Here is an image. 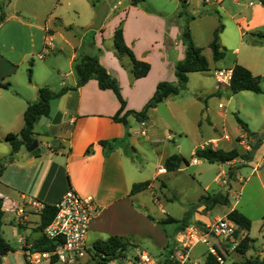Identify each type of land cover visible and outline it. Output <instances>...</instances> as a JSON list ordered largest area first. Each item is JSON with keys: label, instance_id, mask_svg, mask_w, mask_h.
I'll return each mask as SVG.
<instances>
[{"label": "crops", "instance_id": "0c3cea01", "mask_svg": "<svg viewBox=\"0 0 264 264\" xmlns=\"http://www.w3.org/2000/svg\"><path fill=\"white\" fill-rule=\"evenodd\" d=\"M204 1V5L218 7L222 15L218 10H214L216 14H220L222 19L225 17L230 23L223 26L220 35V43L225 49V56L217 62L219 65L214 70V83L207 85L202 79L205 77H198L205 75L210 70L189 75L187 88L193 87L195 94L202 97H199V100L207 101L205 108L201 110V118H198L196 123L199 129L207 127L214 132L207 143L195 146L192 152L193 156L197 149L206 146L225 151L233 149L239 151L237 146L233 148L234 146L224 145L225 141L231 143L232 139L226 132L221 134L218 128V117L225 118L228 109L226 106L219 108L222 104H219L218 108L210 107L209 102L217 98H227L230 103L239 94H245V92L234 94L231 91V85L219 84L215 78V71L221 69L233 71L236 65H241L248 69L253 76L260 77L261 88L264 84V4L262 1ZM145 2L138 6H132L130 3L114 17L115 22L109 28L106 27L112 19L108 20L110 15L104 18L101 24L103 27L99 31L92 27L96 9H93L89 14L90 19L86 26H78L81 31L77 34L73 31L74 27L66 25L63 19H56L62 22L61 26L66 31L47 29L43 48L41 51L40 48L36 51V56H34V50L37 48L34 45L22 53L21 61L32 56L39 60V63L30 64L34 67L33 74L36 70L38 73V80L30 85H25L23 81L16 79L19 72L18 65L21 62L18 64L10 58L6 59L4 56H0V85H8V88H0V161H5L11 156L12 148L5 138L8 134L19 133L23 129L25 111L29 104L38 101L40 88L48 87L54 93H58L65 87L76 86L77 76L74 67L83 54L97 57L100 64L118 81L122 97L126 102L124 113L127 111L141 112L152 99L161 82L178 84L176 65L186 56L183 33L187 26V18L191 14L190 10L188 9V16H185L184 19L181 15L183 9L180 0L179 7L171 14L146 8L143 5ZM192 2L193 0L188 1L189 8ZM120 5L119 3L118 6ZM108 7L109 12L117 9V6L110 7L108 5ZM121 23L125 42L134 52L136 59L151 66L149 74L144 78L135 79L130 59L128 57L119 59L116 53L114 34ZM220 24L221 22H216L211 31H194L193 25H189L195 45L202 49L204 56L206 55L209 69L208 54H211L213 59L210 44L213 41L214 32ZM51 54L54 55V61L48 63L46 56ZM64 59L67 63L66 69L62 65ZM262 90L261 94H264V89L262 88ZM230 92L234 94V97L229 96ZM180 95L169 97L161 104L169 102H173V104L182 102L183 104L185 99H178L179 101L176 99L181 98ZM57 99L59 100L57 111L66 113L67 120L61 121L57 125L36 124L35 140L39 141L41 154L38 156L28 154L22 160L20 154L25 152L26 148L22 149L13 156V161L6 164L2 174L0 185V199L4 212L2 233L14 249L13 252L2 257V264H28L23 254L22 240L33 246L44 236V231L40 230L42 213L27 210L23 216H18V208L33 201L44 205H54L69 191H74L82 197H92L99 206V213L93 220L88 235V244L91 249L97 242L106 241L110 237L116 236L132 243L147 239L150 245L159 252V256L162 255L170 242L168 235L172 236V233H176L177 224L170 225V230L166 231L159 224L160 221L152 222L149 213H143L140 209L144 206V202H141L140 198L145 191L156 189L155 181L161 176L166 173H174L168 172L165 168L166 160L174 154L165 153L167 147L164 143L158 140L154 141L148 134L146 137H142L140 134L142 127L135 117L129 116L127 125L114 121L113 117L121 107L120 101L112 90H101L95 79H91L78 90L66 92ZM160 105L149 110L147 124L154 126L155 121H150L151 113L156 112ZM240 108L241 106L238 107V109ZM237 118L246 124L248 131L240 126ZM235 119L244 131V134L236 137L237 145L242 146L247 153L249 152L246 151L247 149L264 145V135L260 136V134L251 131L249 125L240 117L235 116ZM247 119L250 120L248 117ZM136 123H139L140 128L136 127ZM44 127L45 133L41 132L43 131L41 128ZM46 135L53 137V141L43 140ZM225 136H228L229 139H225ZM153 137H155L154 134ZM172 137V134L169 133L167 140H172ZM55 141H59L57 149H54ZM102 141L113 143L114 148L108 150L101 145ZM212 142H215V146L207 145ZM147 143L152 148V153L157 161V170L149 173V176L153 175L152 180H148L149 176L146 177L140 172L136 158L139 154L137 148L145 147ZM130 147H133L132 152L129 151ZM177 148L179 149L177 154L184 157L180 152V144ZM245 152L239 154L246 155ZM256 158L254 150L251 160L238 159L250 161V163L256 162L254 168L256 170L262 165L261 161ZM238 159L226 165L234 164L238 162ZM230 175L231 173L228 176V171H225L216 178V181L224 186H229L230 178L233 177ZM222 176H225L224 180H221ZM147 181L151 183L148 189L135 195L131 194L135 184ZM161 185L164 186V183ZM138 199L139 205L136 203ZM200 201H203V196ZM209 206L199 205L194 212H187L183 218H172L185 221L188 225L206 224L217 218H222L209 219ZM233 210L235 207L223 217H228ZM9 215H14L12 221L9 220L10 218L8 219ZM6 228L13 230L12 236L18 239V247L15 248L7 238ZM251 232L252 226L250 231L239 233L237 237L239 242L245 236H249L252 242L245 255L239 252L232 255L238 258L233 264H245L247 260L261 259L264 244H261L260 249L253 248L255 240L251 236ZM197 248L193 250L192 258L197 264H205L207 257L203 251L197 250ZM141 251L144 250L142 249L138 253ZM19 258H23L25 263H20ZM201 259L204 261L202 262ZM46 262L48 264L62 263L52 260L44 261L42 264H46ZM85 264H92V262L88 260Z\"/></svg>", "mask_w": 264, "mask_h": 264}, {"label": "rangeland", "instance_id": "374dc122", "mask_svg": "<svg viewBox=\"0 0 264 264\" xmlns=\"http://www.w3.org/2000/svg\"><path fill=\"white\" fill-rule=\"evenodd\" d=\"M131 1L0 0V56H4L6 59L10 58V60H14L18 64L21 62L18 65L19 72L16 75V79H20L25 85H30V83L38 80L37 70L33 74L34 67L30 64L34 62L39 63V60L32 56L21 61L22 53L34 45L37 48L34 50V56H36V51L39 48L41 51L43 48L44 40L47 36L45 31L47 29L66 31L61 26L62 22L57 21L58 19H63L66 25L74 27L73 31L77 34L81 31L78 26H86L88 24L90 19L89 14L92 13L93 9H96L97 12L102 5L117 6V9L108 11L106 15V17L110 15L108 20H113L109 21L110 23L106 27L109 28L115 22L114 17L126 8ZM119 3L121 4L120 6H118ZM204 4V0H193L192 5L188 8L191 16L189 15V18H187L186 24L188 26L192 24L194 31H211L216 22H221L220 25L223 26L230 23L225 17L223 19L220 17L222 12L218 7ZM143 5L158 12L171 14L179 7V0H146ZM214 10H218L221 15L216 14ZM96 12L94 16H96ZM183 17L185 19V15ZM102 27L101 25L96 30L99 31ZM208 56L210 72L198 77H205L202 79L207 85H212L214 83V70L219 64L212 59L211 54H208ZM46 59L48 63H53L54 55L46 56ZM62 65L66 69L67 63L65 59ZM29 68L32 70L31 80ZM262 88L264 89V84ZM229 96L234 97V94L230 92ZM179 97L181 98L176 99H185L183 104L182 102L161 104L156 112L151 113L152 118H150V121L154 120L155 124L154 126L147 124L145 130L154 141L158 140L164 143L165 147H167L165 153L171 155L177 154L179 152L177 146L180 144V152L189 161L190 165H184L178 172L166 173L156 180V189L147 190L142 194L140 200L144 202V206L140 209L143 213H149L152 222H161L168 217L183 218L187 212H194L199 205L204 204L209 206L205 200L200 201L202 196L207 197V195L222 194L228 198V203L226 205L219 203L209 206V219L223 217L235 207V209L243 212L251 220V236L255 240L253 248L260 249L261 244H264V145H260L255 149L256 160L261 161L260 163L262 164L256 170L254 169L256 162L250 163V161L240 159L229 166L226 164L209 163L199 158H197L198 163L193 164V149L197 144L207 143V140L213 136L214 132L211 128L207 127L199 129L196 123L197 119L201 118V110L205 108L207 101L199 100L201 96L195 94L193 87L184 90ZM228 100L227 98H217L209 102V106L215 108H218L219 104L226 106L228 109L227 116L225 118L218 117L217 119L219 131L221 134L222 132H226L232 139L231 143L225 141L224 145L234 146L233 148L237 146L238 152L243 154L245 152L243 147L237 145L235 140L236 137L244 134V131L238 125L235 116L240 117L247 123L251 131L260 134V136L264 135V94L258 95L245 92V94H239L230 103ZM239 106H241L240 109H238ZM136 124L138 125L139 123ZM137 125L136 127L140 128ZM37 129L40 130V128ZM41 129H43L41 132L45 133V127ZM169 133L173 136V139L170 141L167 140ZM153 134L155 137H153ZM132 149L133 147H130L129 151L132 152ZM252 149L253 147L246 151H251ZM137 150L139 152L136 156L139 170L144 176L148 177L150 172L157 170L155 155L152 153L149 143L145 147L137 148ZM225 171H228V176L230 173L233 175L230 178L229 186H224L222 183L220 184L216 181V178ZM152 177L153 175H150L148 180H152ZM222 177L221 180H224L225 176ZM163 183L164 186L161 185ZM136 203L137 205L140 204L139 199ZM9 216L8 219L10 218L9 220L12 221L14 215ZM172 227L174 228V226ZM163 228L167 231L168 229L170 230L171 226L165 225ZM12 233V229L6 228V236L16 248L18 247V239L14 238ZM174 236L175 233H172V237H168L169 240L174 239ZM132 245L133 247L127 252L126 259L120 264H134L135 256L142 249L155 257H159V252L150 245L147 239H142L137 243H132ZM197 250L203 251L207 259L210 257L207 255V248L205 246L200 245ZM235 259L238 258L230 256L226 259L225 264H233L236 261ZM18 261L25 263L23 258H19ZM201 261L203 262L204 259H201ZM46 264L48 263L46 262Z\"/></svg>", "mask_w": 264, "mask_h": 264}, {"label": "trees", "instance_id": "16d2710c", "mask_svg": "<svg viewBox=\"0 0 264 264\" xmlns=\"http://www.w3.org/2000/svg\"><path fill=\"white\" fill-rule=\"evenodd\" d=\"M146 0H132V6H138L139 4L145 2ZM188 1L189 0H180L182 5L181 15L188 16ZM264 4V0H261ZM69 30L72 28H68ZM223 31V25H220L214 32L213 41L210 44V48L213 53V60L218 62L222 60L225 56V49L222 47L220 43V35ZM183 41L186 46V56L185 59L179 62L176 65V76L178 78V84L174 85L168 82H161L157 90L152 97V99L148 102L146 107L141 112L136 111H127L124 113L126 108V102L122 97L121 89L118 84V81L113 78L108 71L100 64L97 57L83 54L81 55L78 62H76L74 70L77 76V84L74 87H65L60 92L54 93L48 87H42L39 89V98L36 103L29 104L25 114H24V127L19 133H10L6 136L5 141L11 146L12 152L11 156L5 160L0 161V185H1V177L3 171L6 167V164L10 161H13V156L18 154L22 149L27 148L32 145L35 141V126L36 122L39 121L42 117L48 116L50 113V101L55 98H60L66 92L70 90H78L85 84H87L91 79H95L98 81L99 88L101 90H112L120 101L121 107L118 113L113 117V120L116 122H121L125 125L128 124L127 118L129 116H133L139 122L148 121V112L149 110L156 108L158 105L163 103L166 99L172 96L180 95L184 90H186L189 75L192 73H203L208 72L209 62L207 58L204 56L201 48L197 47L192 38L190 28L187 25L185 27L183 33ZM114 47L119 59L123 57H128L132 63V73L135 79H140L146 77L150 70L151 66L148 63L139 61L136 59L134 52L125 42L123 35V27L122 23L117 27L114 34ZM32 72L29 70V76L31 80ZM261 79L260 77H255L252 73L241 65H236L233 69L232 82H231V91L234 94L240 92H253L256 94L263 93L261 88ZM0 88H8V85H0ZM124 115L121 117V115ZM240 126L248 131L246 124H244L239 118H237ZM117 143V141H115ZM101 145L108 150L114 148L113 143H109L106 141H102ZM256 149L254 147L251 151H249L246 155H240L236 149L231 151H225L222 149H213L211 146H206L204 148L197 149L194 158H199L201 160H205L209 163H219V164H227L241 158L243 160H251L252 153ZM189 166V161L179 155L174 154L170 156L165 163V168L168 172L178 171L183 166ZM150 182L137 183L133 186L131 194L135 195L137 193L143 192L149 188ZM208 204H223L226 205L228 203V198L223 195H214L203 197ZM208 206V205H207ZM56 208L53 205H46L45 210L43 211L42 223L40 226V230L45 231V229L51 224L55 215ZM3 217L4 212L2 211V200L0 199V264H2V257L13 252V247L9 244V242L3 237L2 227H3ZM228 218L234 221L239 230L236 233V237H238L241 231H250L252 223L251 220L246 217L243 213L238 210H233L229 213ZM159 224L165 225H173L177 224L176 233L183 230L188 224L185 221H178L172 217H168L166 220L159 222ZM175 233V234H176ZM171 235H168L170 238ZM172 237V236H171ZM252 240L249 236H245L243 240L240 242L237 252L242 255H245L247 251L250 249V243ZM171 241L168 243L167 247H170ZM54 241H51L45 237V235L37 241L33 245V250L35 251H50L54 249ZM133 247L132 243L125 240L122 237H110L106 241L97 242L93 248L91 249V253H93L94 258L97 263L100 264L102 262H108L115 258H123L127 257V252L129 249ZM100 258V259H98ZM205 264H219L216 259L210 256ZM245 264H261L258 260H247Z\"/></svg>", "mask_w": 264, "mask_h": 264}, {"label": "built area", "instance_id": "2783aa9c", "mask_svg": "<svg viewBox=\"0 0 264 264\" xmlns=\"http://www.w3.org/2000/svg\"><path fill=\"white\" fill-rule=\"evenodd\" d=\"M233 71L221 69L215 71L219 84L231 85ZM220 105L219 108H222ZM141 136L146 137L147 121L140 122ZM225 139H229L225 136ZM212 144H215V142ZM197 158L192 159L196 164ZM57 212L51 224L45 229L44 235L51 241H57L50 251H35L25 240H22V250L28 264H42L44 261L56 260L64 264H85L90 260L98 264L91 253L88 235L91 224L99 213V206L92 197H82L74 191L66 193L60 201L53 205ZM46 205L31 202L18 208L17 215L23 216L27 210L43 213ZM238 225L228 217L217 218L206 224H189L177 232L162 255L155 257L141 251L135 256L134 264H197L192 258V252L198 246L207 248V255L216 259L217 263L225 264L226 259L237 252L240 244L236 237ZM100 259V258H98ZM126 259V258H125ZM125 259L115 258L100 264H120ZM264 264V252L258 260Z\"/></svg>", "mask_w": 264, "mask_h": 264}, {"label": "water", "instance_id": "95a60500", "mask_svg": "<svg viewBox=\"0 0 264 264\" xmlns=\"http://www.w3.org/2000/svg\"><path fill=\"white\" fill-rule=\"evenodd\" d=\"M108 10H109L108 5H102L101 8L96 12L95 21L92 25V27L94 29H99L101 27V24H102L104 18L106 17ZM58 103H59V100L57 98L52 99L50 101L51 109H50L49 115L42 117L39 121L36 122V124L46 123L47 125L48 124L57 125L61 121H66L67 117H68L67 114L62 113L60 111H57ZM53 139L54 138L51 136H44L43 137V140L48 141V142L53 141ZM58 145H59V141H55L54 149H57ZM25 150H26L25 152H22L20 154L22 160H24V158H26L28 154H30L32 156L40 155L41 149L39 148V141L35 140L32 143V145L27 147ZM56 243H57V241L54 242V244H56Z\"/></svg>", "mask_w": 264, "mask_h": 264}]
</instances>
